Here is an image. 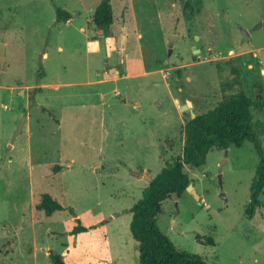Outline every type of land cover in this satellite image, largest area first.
Returning <instances> with one entry per match:
<instances>
[{"label": "rangeland", "instance_id": "374dc122", "mask_svg": "<svg viewBox=\"0 0 264 264\" xmlns=\"http://www.w3.org/2000/svg\"><path fill=\"white\" fill-rule=\"evenodd\" d=\"M99 1L0 0V264H51L48 250L66 264H139L129 209L182 155L185 122L264 93V0H110L102 33ZM252 112L264 150V107ZM259 160L245 140L184 165L199 198L165 199L160 230L206 264H264V187L246 213ZM44 193L64 209L37 210ZM77 220L92 228L73 234Z\"/></svg>", "mask_w": 264, "mask_h": 264}, {"label": "trees", "instance_id": "16d2710c", "mask_svg": "<svg viewBox=\"0 0 264 264\" xmlns=\"http://www.w3.org/2000/svg\"><path fill=\"white\" fill-rule=\"evenodd\" d=\"M56 22L65 23L71 13L56 6ZM113 22V7L110 0H100L92 15V23L102 33ZM41 76V75H39ZM39 91L40 88H39ZM264 107V93L256 100L244 91H238L225 97L213 108L197 114L185 122L182 127L184 143L182 155L166 164L142 191V196L129 209L131 212L130 232L138 243L139 264H206L197 253L178 249L157 225L156 215L161 211L162 202L171 195L180 197L192 180L184 171V165L191 164L198 168L205 163L206 155L212 147L227 149L230 145L240 147L245 140H251L260 156L250 185V202L246 208L248 216H252L261 206L259 195L264 187V150L253 131V112ZM53 120L52 112L42 108ZM59 170L60 166H54ZM37 210L51 215L64 206L50 194L44 193L35 204ZM70 212H75L70 208ZM90 227L77 220L72 229L73 234L87 231ZM196 238L202 241L199 234ZM206 242L213 244L208 238ZM51 264H66L62 254L47 251Z\"/></svg>", "mask_w": 264, "mask_h": 264}, {"label": "water", "instance_id": "95a60500", "mask_svg": "<svg viewBox=\"0 0 264 264\" xmlns=\"http://www.w3.org/2000/svg\"><path fill=\"white\" fill-rule=\"evenodd\" d=\"M4 60H5V58H4V44H3V43H0V67L3 65ZM0 72H1V70H0ZM190 104H191L190 100H187V102H186L185 104L180 105V108H181V109H186L187 106L190 105ZM194 116H195V114L192 113V117H194ZM24 119H25V117H23V116L20 118V122H19V124H18V127H17V130H16V132H15V135H16L18 132L21 131V129H22V122L24 121ZM148 178H149V181H150L151 178H150V177H148ZM149 181H148V182H149ZM186 191L192 193V194L194 195L195 198H197V199L199 198L198 194H196V192L194 191L192 184H189V185L186 187Z\"/></svg>", "mask_w": 264, "mask_h": 264}, {"label": "crops", "instance_id": "0c3cea01", "mask_svg": "<svg viewBox=\"0 0 264 264\" xmlns=\"http://www.w3.org/2000/svg\"><path fill=\"white\" fill-rule=\"evenodd\" d=\"M141 178V177H140Z\"/></svg>", "mask_w": 264, "mask_h": 264}]
</instances>
